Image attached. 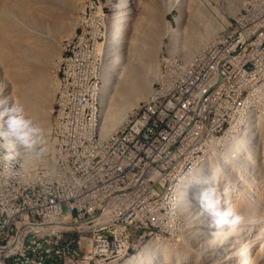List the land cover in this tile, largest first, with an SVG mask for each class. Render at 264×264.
<instances>
[{
    "label": "built area",
    "instance_id": "built-area-1",
    "mask_svg": "<svg viewBox=\"0 0 264 264\" xmlns=\"http://www.w3.org/2000/svg\"><path fill=\"white\" fill-rule=\"evenodd\" d=\"M100 38V32L86 36L83 52L71 54L78 78L70 97V177L77 188L48 180L37 190L27 184L11 195L14 183L0 175V264H107L146 230L168 229L152 193L179 167L201 131L221 129L228 121L242 85L264 74V7H253L187 78L173 74L167 99L130 117L109 143L92 144L88 94L91 75L98 74ZM255 96L264 105V86L245 100ZM145 117L159 118V127H144ZM14 222H21V230H14ZM52 234H65V241L54 243ZM89 252H101V260L89 261Z\"/></svg>",
    "mask_w": 264,
    "mask_h": 264
},
{
    "label": "rangeland",
    "instance_id": "rangeland-1",
    "mask_svg": "<svg viewBox=\"0 0 264 264\" xmlns=\"http://www.w3.org/2000/svg\"><path fill=\"white\" fill-rule=\"evenodd\" d=\"M255 1L256 4L260 3V0ZM230 4L236 7L235 12L230 11ZM251 4L252 0H0V96H5L7 104L12 102L14 94L20 92L15 87V82L21 81L24 92H28L26 99L31 97L32 101L28 102L30 107L22 99L18 104L23 109L25 107L27 115L30 108L36 111V124L46 118L45 122L49 125L46 135L51 141L58 99L64 89L60 83H68L69 90H72L70 84L74 78H78V69H72L71 54L83 52L86 36L100 32L96 55L99 58L98 74L91 75V85L96 86L94 100L102 123V96L110 81L106 79L104 72H114L111 82L116 86L110 89L112 93L119 90L126 92L129 89L120 85L122 81L136 83L144 77L153 90L156 88L157 74L161 68L164 69V60L170 54L187 64V78L203 61L198 32L192 36L186 33L187 27L196 21L193 12L209 14V11H214L223 21H231L237 13L243 12L245 6ZM185 36L188 37L184 38ZM174 38L180 44L171 49ZM183 41L186 43L182 44ZM149 70L151 73L148 74ZM64 72H68L67 75ZM176 73L180 71L177 70ZM261 86H264L263 79L257 78L250 85H242L241 93L236 94L234 108L228 114V121L222 124L220 141H200L194 144L197 146L195 153H192L190 147L187 155L193 157V161L188 163V167H192L186 176H179L185 179L184 187H188L191 179L195 180L190 191L197 196L201 191V183H197L196 175L201 169V172L209 176V185L214 167L217 170L215 176L218 187L222 189L225 186L230 199L238 193L245 194V186L247 190H253L246 195L250 202L246 212L249 214H243V223L236 230L242 231L241 237L244 239L246 235L243 233V226L252 227L248 236L255 242L252 250L257 248L256 251H251L256 255L257 264H264V201H261L259 194L264 181V105H257V96L245 100V95L257 92ZM45 90L46 95L43 94ZM92 92L90 90L88 96ZM151 95L152 93L141 101L149 99ZM0 110H3V106ZM0 125H4L2 117ZM0 139L8 141L5 135L0 136ZM247 154L254 158L250 166L247 165ZM241 177L245 185L239 180ZM197 209L199 210V206ZM177 215V218L166 220L168 229L153 230L137 248L118 261L111 260L108 264H121L154 241H159L163 248H179L180 252L196 249L190 247L188 250V244L183 245L187 249L183 247L182 250L180 247L189 236V231L192 232L201 224L199 214L191 220L183 219L178 213ZM162 258L159 253V263L155 264H163ZM179 264H186L183 257Z\"/></svg>",
    "mask_w": 264,
    "mask_h": 264
},
{
    "label": "bare ground",
    "instance_id": "bare-ground-1",
    "mask_svg": "<svg viewBox=\"0 0 264 264\" xmlns=\"http://www.w3.org/2000/svg\"><path fill=\"white\" fill-rule=\"evenodd\" d=\"M252 2L253 4L250 6H245L244 8L242 7L243 12L241 13L240 11L237 13L231 21H223L221 16L214 11H209V14L193 12V16L196 21L194 24L192 23L189 27H187L186 33L188 32L192 36L198 32V40L202 45L203 58L204 53L212 51L220 40L239 28V25L244 18H248V16L252 15L253 7H264V0H260L259 4H256L257 2L255 0H252ZM229 9L230 11L235 12L234 9H236V7L230 4ZM212 13L217 14L218 16ZM187 37L185 36L184 38ZM184 40L186 41V39ZM185 41H183L182 44H185ZM177 44V39L174 38L173 44L170 48H176L180 43L178 45ZM109 49L111 48L109 47ZM163 64L165 67L164 69L161 68L159 70L156 77V88L153 90L149 86L147 79L144 77L136 83H133L130 80H126L124 82L122 81L120 85L129 89L126 92H120L121 90H119L112 93V90L110 89L116 86L111 82L113 77L112 73L114 74V72L112 70H110V72H104V76L110 81L108 82L102 96V102L104 105L102 123L100 113L97 111L96 102L94 100L96 96L95 85L92 87L93 92L90 96H88V114L90 119L89 132L92 135H96L92 137V144L109 143V140L113 135L121 132V130L128 125V119L130 117L136 115L142 108L147 107L148 104L167 99L172 89L173 74H175L177 70H179L180 73H176V79H185L188 71L186 70L187 64L183 60H179L169 54ZM149 73H151L150 70L148 71V74ZM255 78L263 79L264 83V74L261 75V77H254L253 80ZM15 83V87H18L20 92L14 94L13 101L18 103L21 101L20 99H22L24 104L28 103L31 97L26 99V94L28 92H24L22 82L16 81ZM60 85L63 86L64 89L59 95L56 115L54 117L55 121L52 132L53 137L50 138L51 141H49V137L47 138L46 135L49 128V125L45 122L46 118L43 120L39 119L40 123L38 125L45 131L47 144L46 152L41 154L39 157H35L33 155L26 154L17 145L11 143L9 136L5 135L8 141L0 139V175L4 176L6 183H14V186H11V195H18V187H23L27 184L29 185L30 190H37L40 186H42V182H46L48 180H51V183L55 186L77 188V181L75 178L70 177L71 173H74V162L70 157L69 150V143L74 142V134L71 129L72 116H70V97L76 90V78H74L70 84L72 86V90H69L68 83L61 82ZM46 92L47 91L45 90L43 94L46 95ZM151 93L152 95L149 99L141 101L144 97L146 98ZM35 97L37 96H34V98ZM30 101H32V99ZM0 102H3L0 103V107L3 106L4 108L6 106L4 103H7L5 96H0ZM11 103L12 102H9L7 106H11ZM29 104L30 103H28V106L30 107ZM134 105L137 106L133 108ZM29 107H27V109ZM25 110L26 109L24 107V111ZM128 111L129 113L126 116L125 114H127ZM27 116L34 121V118H36V111L30 108ZM125 116L126 118L124 119ZM99 123H101L102 126L99 125ZM118 124L120 125L118 126ZM117 126L118 128L113 130ZM144 127L158 128L159 118L145 117ZM222 129L223 127L221 126V129H208L207 131H201L195 138L194 142L189 143L188 150L191 147L192 153H195L197 146L194 144H197L200 141H211L213 139H219L220 141V133ZM0 131L6 132V126L0 125ZM262 149V163H264V145ZM245 156L247 165L251 164L254 158L249 154ZM226 159L227 158L225 157L224 160L226 161ZM191 161H193V157H188V155H186V157L181 160L178 168H172L169 171V174L164 177L161 188H159L157 192L152 193L151 202L162 205L163 221L172 220V217L177 218V213L186 220H191L199 214V217H197L199 218V223L201 224L192 232L189 231V236L184 239V244L181 243L182 247H180L181 249L183 247L187 249L188 247V250L190 247H196V249L186 252L187 250L184 251L183 248V251L181 250L182 252H180L179 248H177V250L173 249L172 246H166L163 248L159 241H154L146 245L145 248H143V250H141V252L137 255H133L125 259L121 264L159 263V253L163 257L161 259L163 264H167V262L168 264H179L182 257L185 259L186 264H257V259L255 258L256 255L254 256L251 253V251H256L257 248L254 247L252 250V245H254L255 242L253 238L248 236V232L252 230V227L248 228L247 226H243V233L246 235L244 239L241 237L242 231L238 232L236 230L237 228L234 230H221L220 233L215 236L212 234L213 230L208 226V217L202 216L200 214V210L197 209L199 206L197 203V194L190 191L195 183V180L193 181L190 177L189 180H191L188 182V187H184L183 181H185V179L179 178V176L184 177L188 174V171L192 167L191 166L189 168L188 163ZM201 171L202 170L200 169L196 177H198L197 183H201V187L199 188L202 190L208 186L209 176ZM213 171L216 175L217 170L215 167ZM236 174L239 175V172H236ZM203 178L207 179V181H204ZM239 180H241V182L245 185L242 177ZM181 183L183 184L181 185ZM222 189H225V186H223ZM245 189V194L238 193V195L234 196L233 199H230L228 192H226L229 200L241 211L242 214H245L250 207V202L246 195L253 192V190H247V186H245ZM259 194L261 201H264V181H262V189ZM246 214L248 215L249 212ZM196 222H198V220ZM14 230H21V222H14ZM152 233L153 230H146L145 234L140 236L139 240H135L133 243L128 244L127 251H121L114 254L113 257L107 261V264L111 260L118 261L119 258L129 254L131 250L137 248L138 244L141 243L147 234ZM52 241L54 243L64 242L65 234H52ZM185 244H188L187 247L183 246ZM97 260H101V252H89V261Z\"/></svg>",
    "mask_w": 264,
    "mask_h": 264
},
{
    "label": "clouds",
    "instance_id": "clouds-1",
    "mask_svg": "<svg viewBox=\"0 0 264 264\" xmlns=\"http://www.w3.org/2000/svg\"><path fill=\"white\" fill-rule=\"evenodd\" d=\"M3 103V102H0ZM0 111L6 132L0 131V136L7 135L10 142L17 145L26 154L39 157L47 151L45 131L25 114L22 105L12 101L11 106ZM200 214L207 216L209 228L213 235L221 230H234L244 220L241 211L229 200L226 189H220L215 173H212L211 183L203 188L197 197Z\"/></svg>",
    "mask_w": 264,
    "mask_h": 264
}]
</instances>
